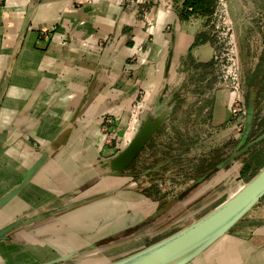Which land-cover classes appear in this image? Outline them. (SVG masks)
I'll return each instance as SVG.
<instances>
[{"label":"crops","instance_id":"1","mask_svg":"<svg viewBox=\"0 0 264 264\" xmlns=\"http://www.w3.org/2000/svg\"><path fill=\"white\" fill-rule=\"evenodd\" d=\"M184 3L149 0L146 26L126 0H0V195L48 152L30 181L0 209V227L52 212L0 239V264H37L83 249L58 264H104L165 236L239 185L249 158L202 174L203 163H219L225 155L219 148L202 154L200 138V144L190 141L180 154L168 152L152 164V177L162 174L173 181L195 175L194 182L184 183L186 192L178 189L177 199L175 194L165 199L154 181L137 190L101 189L107 175L101 165L116 149L106 154L99 145V125L111 114L115 125L124 126L137 98L143 114L171 107L168 116L181 98H208L195 107L207 110V131L233 140L229 94L213 88L208 14L190 11ZM227 4L240 77L247 91L264 92V0ZM128 131L124 144L132 136ZM193 148L197 152L190 156ZM92 177L99 180L93 189ZM112 196L114 202L108 200ZM73 202L78 204L58 212ZM254 206L188 264H264V203ZM237 224L243 229L232 232ZM130 228L137 232L132 238L121 233ZM108 233H120V239L98 243Z\"/></svg>","mask_w":264,"mask_h":264},{"label":"water","instance_id":"2","mask_svg":"<svg viewBox=\"0 0 264 264\" xmlns=\"http://www.w3.org/2000/svg\"><path fill=\"white\" fill-rule=\"evenodd\" d=\"M29 6L23 20L19 41L23 37L26 29L28 15L32 9ZM246 110H244V128L240 138L231 152L216 164L215 168L220 169L227 163L233 161L237 156L246 151L252 144L261 140L264 133L256 139L246 142V138L252 129L253 104L252 99L248 100ZM171 107H165L158 112L147 111L141 117L129 141L111 157L104 160L101 167L107 168L106 174L116 175L128 167L145 147L150 138L167 118ZM48 157V152L44 151L26 169L20 180L12 185L6 192L0 195V209L8 203L18 192L30 181L36 171L43 165ZM198 180L201 181V178ZM264 196V162L255 170L250 171L246 177L241 178L239 185L224 199L214 206H211L197 215H192L188 221L176 225L168 234L151 242L150 244L133 251L120 258L108 261L104 264H188L217 239L226 234L229 229L242 218L262 197ZM177 199V196L175 197ZM67 204L58 208V212L66 210L73 205ZM167 204L162 208L165 209ZM160 210V211H162ZM57 211V210H56ZM55 211H53L54 213ZM52 212L44 214H33L19 217L8 224L0 227V239L7 237L9 233L17 227L30 223L41 217H48ZM158 214V212H157ZM156 214V215H157ZM93 245H90L92 248ZM86 252L83 250H73L58 257L46 260L37 264H58L65 260L72 259L79 254Z\"/></svg>","mask_w":264,"mask_h":264},{"label":"rangeland","instance_id":"3","mask_svg":"<svg viewBox=\"0 0 264 264\" xmlns=\"http://www.w3.org/2000/svg\"><path fill=\"white\" fill-rule=\"evenodd\" d=\"M145 11H146L145 14H143L141 11L138 12V14H139L140 19L143 20L144 25L150 26V25H148L149 23L146 20V15L148 13L147 12L148 6H145ZM211 64H212V68H213V72H214V66H213L212 60H211ZM239 71H240V69H239ZM240 81H241V79H240ZM217 87L220 88V86L217 84V81L215 80L213 88H217ZM245 90H246V86H245ZM204 99L202 101L201 99L197 100L193 97H185V98H181V99L177 100L178 103L176 105V108H174L171 116H168V118L165 121L166 123L164 122L162 124V126L157 129L154 137H152V139L150 138V140L147 142V144L141 150V152L137 155V157L131 162V164L128 167H126L123 170V172L116 174V175L107 174L105 176L106 181L104 182L103 179L101 181V189L107 190L108 192L112 191L114 189H121V188H124L125 190L126 189L137 190L138 187L141 186L142 183H144V181H152V182L154 181V184H156L155 185L156 188L153 186L154 189L158 190L159 192H163L162 193V194H164L163 197L166 199V198H169L170 196H173L174 194H175L174 196L179 195L178 189H180V188H183L186 192V189H185L186 185L184 186V183H186L187 181H189L190 183L195 181V175H193V174L190 175V172L187 175H185L184 177L175 179L173 181L170 179L161 177L162 174L160 175V177H157V176L152 177L151 171L148 168L152 167L153 166L152 164H154V162L158 161L159 159L162 160L165 157L167 158L169 156L168 152H172L174 154H180L178 152L181 149L180 148L181 145H185L186 143H188L190 141H195L197 139L202 138L201 140L203 141V144H204L200 148V149H202L201 151H204V153L202 152V154H205V152L206 153H208V152L210 153L211 151L214 152L215 150H217L219 148V150L224 149L223 155H225V156H223V158H225L228 155V153L231 152L230 147L233 145L232 142L234 143V146H235L237 141L239 140L241 132L243 131V128H244L245 118H243L244 119L243 121L238 122V119H240V117H236V118L231 117L230 121L232 122V124L234 126L233 131L235 132V135L233 134L234 137L231 136V138L233 140L226 142L224 140V136L219 135L218 133H216L215 130H213L214 132L211 129H208V131H207V127L205 125V116H206L205 114L207 113V110H199L198 107L195 108L197 106V104H199V103L200 104L202 103L201 105H205V103H208V101H209L208 98H204ZM140 101H141L140 98H137L134 100V102H132V105H131V108L129 111V115H128V119H127L126 124H124V126L120 127L118 125H115L113 123V116L111 114H107L106 116L103 117L104 121L101 122L99 125L100 136H102L101 141L99 142V145H101L102 148L104 147V151H106L105 152L106 154L108 152H110L109 148H111V150L116 149L115 150V152H116L125 145L124 141H123L124 138L125 137L129 138L128 137L129 135H127L129 133H126L127 130H130L131 133L133 134L134 129L138 125L141 117L143 116L142 115L143 114V108L140 105ZM197 102H199V103H197ZM201 105H199V106H201ZM259 106L260 105H258V108H259ZM254 111L257 114V112L259 110H254ZM107 118H110L112 120V123L110 126H107L108 131L104 132L102 130V128H103V126H104L103 124H105V120ZM209 130H211L212 132ZM130 131H128V132H130ZM251 131H252V129H251ZM119 132H121L122 136H120V138L118 140ZM111 133L113 134V138L110 137ZM183 137L186 139V141H185V139H183ZM171 139L173 141H170ZM179 140L181 142H179ZM201 140H197V142H199V144H200ZM116 141H117V144L115 143ZM246 142H248L247 138H246ZM173 143H175V145H173V147L172 146L170 147V145H172ZM255 143L252 144L249 148H247L246 151H244L239 156H237L234 160H236V161L246 160V158L248 156H250L249 153H251V151L253 152L254 150H257L258 154L261 153L260 157L256 158V156H255V159H254V156H253L249 160H251L252 166L254 165V168L256 166H258L259 162L264 160V139L262 141L259 140ZM32 144L34 145V142H32ZM209 144H210V146H208ZM211 144H213V145L211 146ZM166 148L168 149V151L165 153ZM226 151H228V152L226 153ZM194 152H197L196 150H194V148L191 149V152L187 151V153H189L190 156H192L194 154ZM187 153L186 152H184L183 154L181 153V156H185L183 158L186 159V160H184L185 161L184 164L189 163L190 157L188 155H186ZM98 154L100 156H102L100 153H98ZM106 157L109 158L110 154L107 155ZM175 159H179V158L177 157ZM250 168L251 167L249 166V169ZM105 171H108V169L106 168ZM98 172H99V169H98ZM151 177H152V179H151ZM95 179H96L95 177L94 178L92 177L90 179L91 189H93L94 186H97L99 183L98 178L96 180ZM183 189H181V190L184 191ZM114 197L115 196L108 197V200H110V199H111V201L115 200ZM112 202H114V201H112ZM262 203H264V196L254 206V208L257 205H260ZM112 205L113 204H111L110 206H112ZM152 219H155V218H152ZM242 229H243V227H241V224H237L233 227V229L231 231L234 232V231H238V230H242ZM133 230H134V228H130L128 230L122 231L121 233L124 235H127V234L130 235L131 233L134 232ZM134 233H137V232H134ZM119 235H120V233H116L114 235H110V233H108L104 237H101V239H99L98 243L112 244L117 239H120V238H118V237H120ZM130 238H132V236Z\"/></svg>","mask_w":264,"mask_h":264},{"label":"built area","instance_id":"4","mask_svg":"<svg viewBox=\"0 0 264 264\" xmlns=\"http://www.w3.org/2000/svg\"><path fill=\"white\" fill-rule=\"evenodd\" d=\"M148 1L126 0L131 8L136 9L137 12L141 11L143 14L146 13L145 6H147ZM212 4L213 7L208 15L206 29L213 42L211 54L214 66L213 76L220 88L229 94L228 110L231 117H240L238 122H241L243 121L244 110L240 89L239 63L232 24L229 18L228 4L227 0H212ZM111 123L112 120L107 118L102 130L107 132V126H110ZM110 137L113 138L112 133Z\"/></svg>","mask_w":264,"mask_h":264},{"label":"flooded vegetation","instance_id":"5","mask_svg":"<svg viewBox=\"0 0 264 264\" xmlns=\"http://www.w3.org/2000/svg\"><path fill=\"white\" fill-rule=\"evenodd\" d=\"M240 79H241L240 89H241L243 110H246L249 99H252L253 110H259L257 114L255 111L252 114V118H251L252 119V131H250L247 137L248 141H251V140L256 139L258 136L264 133V92H250V90L249 91H247V89L245 90V83L242 80V77H240ZM258 105H260L259 108H258ZM243 116H244L243 118H245V114ZM263 139L264 137L261 139V141ZM260 154L257 153V150H254L253 152L251 151V153H249L250 156H248L247 158L250 159L254 156V159H255V156L256 158L260 157ZM148 169L150 171L153 170L152 167Z\"/></svg>","mask_w":264,"mask_h":264},{"label":"trees","instance_id":"6","mask_svg":"<svg viewBox=\"0 0 264 264\" xmlns=\"http://www.w3.org/2000/svg\"><path fill=\"white\" fill-rule=\"evenodd\" d=\"M184 5L185 7H189L190 11H200L208 15L211 13L213 7L212 0H185ZM263 162L264 160L259 162L258 166L254 168V165L252 166L251 160H248L246 164H244V166L242 167L241 170L242 177H246L249 171H255ZM216 164L217 163L212 161L211 162L206 161L205 163L202 164L203 167L200 168V171L202 172V174L207 172H208L207 174H209L211 173V171L215 169ZM249 166L251 167L250 170H249ZM196 183L197 182H195L194 185Z\"/></svg>","mask_w":264,"mask_h":264}]
</instances>
